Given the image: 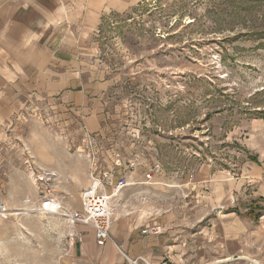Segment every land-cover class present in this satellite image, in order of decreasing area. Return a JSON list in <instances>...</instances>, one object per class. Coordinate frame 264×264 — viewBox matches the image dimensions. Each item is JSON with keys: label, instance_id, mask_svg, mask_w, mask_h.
<instances>
[{"label": "rangeland", "instance_id": "1", "mask_svg": "<svg viewBox=\"0 0 264 264\" xmlns=\"http://www.w3.org/2000/svg\"><path fill=\"white\" fill-rule=\"evenodd\" d=\"M95 45L91 62L113 81L102 136L40 100L0 122V264H78L75 235L90 226L71 229L56 209L92 206L104 175L141 170L121 213L157 217L203 195L209 170L260 172L264 0H142L106 20ZM45 170L69 178L43 183Z\"/></svg>", "mask_w": 264, "mask_h": 264}, {"label": "crops", "instance_id": "2", "mask_svg": "<svg viewBox=\"0 0 264 264\" xmlns=\"http://www.w3.org/2000/svg\"><path fill=\"white\" fill-rule=\"evenodd\" d=\"M140 2L0 0V122H8L25 99L40 100L77 114L87 136H102L109 115L106 94L113 81L99 73L91 51L106 20ZM250 168L240 178L226 171L198 175V185L206 192L192 196L189 206L182 202L177 210L157 217L120 213L106 242L98 241L92 228L82 227L73 249L75 261L130 264L126 255L150 264H264L263 119L260 172ZM56 173L64 181L69 178ZM126 178L141 183L144 173L136 170ZM153 224L161 233L147 231Z\"/></svg>", "mask_w": 264, "mask_h": 264}, {"label": "built area", "instance_id": "3", "mask_svg": "<svg viewBox=\"0 0 264 264\" xmlns=\"http://www.w3.org/2000/svg\"><path fill=\"white\" fill-rule=\"evenodd\" d=\"M157 170V169H156ZM155 172V171H154ZM157 172V171H156ZM112 175V174H110ZM154 173H148L146 178L148 181L153 179ZM58 177L57 173L51 171H43L42 176L39 178L41 182L48 183ZM104 180L106 183L101 181L97 182L98 187H104V193L98 194L96 187L90 188L87 190L86 195L93 196L95 203L92 206L84 208L80 211L68 210L63 207H58L56 210L61 212V216L66 221L67 225L73 229L77 225H87L94 230L95 237L100 242H106L110 239V231L114 221L119 217L123 205V192L127 190L130 186H133L134 183L129 182L126 177L120 178L117 181H113L112 176L104 175ZM110 188V191L107 192L106 188ZM124 209H127L124 206ZM6 210L4 207L0 206V213L4 214ZM126 214H132V212H126ZM147 231L154 234L161 233V227L157 224H153L147 227ZM82 234L78 232L75 235V238H79ZM117 249L121 254H123L120 247L116 245ZM130 264H150L144 258L130 259L124 255Z\"/></svg>", "mask_w": 264, "mask_h": 264}, {"label": "bare ground", "instance_id": "4", "mask_svg": "<svg viewBox=\"0 0 264 264\" xmlns=\"http://www.w3.org/2000/svg\"><path fill=\"white\" fill-rule=\"evenodd\" d=\"M51 208H57V207H51ZM226 261V260H225Z\"/></svg>", "mask_w": 264, "mask_h": 264}]
</instances>
